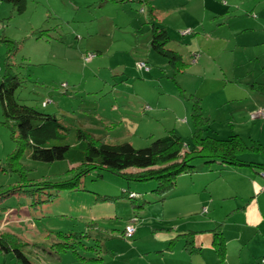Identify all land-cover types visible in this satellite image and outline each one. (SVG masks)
I'll use <instances>...</instances> for the list:
<instances>
[{
	"label": "rangeland",
	"instance_id": "374dc122",
	"mask_svg": "<svg viewBox=\"0 0 264 264\" xmlns=\"http://www.w3.org/2000/svg\"><path fill=\"white\" fill-rule=\"evenodd\" d=\"M97 1L24 0L23 12L14 14L11 5L0 0V79L4 74L6 40L20 45L12 57L14 64L31 65L17 69L26 80L24 88L17 92L19 100L39 111L55 114L72 133L84 130L109 143H129L135 149L145 148L151 141L170 133L180 137L183 145L190 148L194 131L193 102L197 101L209 127L203 135L219 139L239 135L264 148V119H258L264 117V95L256 90L264 85L263 28L252 32L230 31L225 14L217 13L220 15L213 17L208 13L209 10L225 12V0H207L206 11L202 0L185 10L170 6L166 9L172 11L167 13V31L173 42L168 48L178 52L188 63L184 73L174 75L163 57L147 53L144 48L150 27L136 1L124 4L132 5V11L129 7L122 10L118 3L99 7ZM240 8L247 6L240 5ZM233 19L231 24L240 23L241 28L249 24L238 11L235 22ZM198 21L203 27L196 31L193 25ZM39 30L46 33L36 40ZM87 53L95 54V58L85 64L83 57ZM191 54L197 63H192ZM62 82L69 86L67 94L61 88ZM1 122L0 108V188L4 189L15 185L19 177L8 172L5 163L15 150V144L11 130ZM73 141L71 134L68 143ZM21 164L27 169L28 180L33 182L61 181L69 178L68 171L75 167L68 161L51 164L32 161L29 151L23 155ZM229 169L213 173L218 178L208 181L204 191L197 190L199 186H196L193 195L184 198L188 207L196 209V201L216 190L223 191V197L231 192L245 196L251 189L248 177L251 171ZM81 182L80 191L56 193L50 200L38 192L33 197L19 195L5 200L0 204L3 208L0 209V233H13L28 242L22 251L33 264H102L89 260L99 254L80 246L76 247V254L57 253L53 245L57 233L88 232L94 238L83 240L84 245L94 250L101 243L106 248L114 246L110 236L118 238L134 214L126 197H120L122 191L141 195L144 194L142 187L153 183L129 184L103 171L90 173ZM128 185L131 189H127ZM261 185L258 184L260 191L252 197L255 203L250 206L251 211L253 206L264 211ZM145 194V200L154 199L149 191ZM104 196L117 199L104 202ZM229 196L215 197L217 219L223 218L234 200L242 204L250 198V195L232 199ZM200 208L208 209L202 219L212 217V209L207 204ZM152 211L157 215L167 212L154 206L149 215L142 211L138 214L136 231H139L133 239L139 241V246L143 238L152 237L153 227L148 219ZM143 216L148 218L143 219ZM197 216L200 213L192 215ZM91 223L96 227L90 228ZM104 231L109 239L103 241L98 235ZM133 239L123 241L132 244ZM107 262L105 264H128L127 261L121 263L113 254L107 255ZM0 264L20 263L11 253H0Z\"/></svg>",
	"mask_w": 264,
	"mask_h": 264
},
{
	"label": "trees",
	"instance_id": "16d2710c",
	"mask_svg": "<svg viewBox=\"0 0 264 264\" xmlns=\"http://www.w3.org/2000/svg\"><path fill=\"white\" fill-rule=\"evenodd\" d=\"M5 1L11 5L12 13L23 12L24 0ZM133 1L141 6L140 13L145 16L150 27L147 50L163 57L174 71V75L184 73L188 63L182 55L168 48L173 41L161 23L162 13L166 9L160 5L165 6L164 3L169 1L172 3L175 0H98L97 4L102 7L107 3H118L122 10L125 11L126 7H129L132 11V5L124 4L133 3ZM224 4L226 6V2ZM177 6L175 5V7ZM45 33L46 30H39L36 40L44 36ZM190 33L192 34V32ZM5 43L8 44V48L4 59V74L0 79L1 123L11 130V139L15 144V150L8 155L5 163L8 172L16 174L19 181L8 188H0V204L13 196L28 195L33 197L36 192L45 194L50 200L55 197L56 193L80 191L83 177L101 171L119 177L129 184L153 183L149 193L153 194L152 197H155L154 200L157 199L158 202H162L164 197L174 190L179 176L194 173L199 166L208 167L216 163L220 167L249 168L264 173V148L259 143L247 142L239 135H232L227 139L203 135L209 127L204 121L206 119L202 117L197 101L193 102L194 131L190 148L183 145L181 138L172 133L151 141L147 147L142 149H135L129 143H109L104 138H96L84 130H76L72 133L71 129L64 126L55 114L39 111L19 100L17 92L24 88L26 80L20 76L17 69L20 70L25 68L24 66L31 65L23 62L18 65L14 64L12 57L18 52L20 45L10 40H6ZM192 57L194 61L197 60L194 55ZM94 58L95 54L87 53L84 55L83 61L87 64ZM68 87L67 82H62L61 88L64 89V94L68 93ZM256 90L264 95V85ZM42 107L46 108L45 103H42ZM71 134L74 136V141L69 144L68 139ZM27 151H29V159L32 161L46 164L68 161L75 167L68 171L69 178H64L61 181L58 179L53 182L49 180L33 182L28 180L25 174L27 169L21 164L22 157ZM2 171L4 172L5 168H2ZM127 189H131L130 185ZM120 197H126L134 211L118 237L121 240H126L124 237L126 227L133 225L136 232V224L140 219L138 214L144 210L145 205L153 201L143 199L146 197L145 193L140 195L128 190H123ZM113 198L117 199V197ZM113 198L104 196L103 201H113ZM35 204L36 201H33V205ZM89 227L95 228L96 225L91 223ZM210 232L218 262H223L226 257V242L221 225H216ZM194 234L195 232L190 231L183 235L186 238L185 249L189 252L192 248L194 249ZM107 235V231H104L100 232L98 236L104 241L109 239ZM93 238L88 235V232H70L68 234L58 232L53 245L56 247L57 253L71 251L76 254L77 246L93 250L96 255L101 256L89 260L101 263L107 257L109 248L104 247L102 243L97 250L84 245V241ZM118 238L110 236L113 242ZM27 245L28 242L16 234L5 231L0 233V253L5 255L11 253L20 264H33L22 251V247ZM169 245L171 248L173 244Z\"/></svg>",
	"mask_w": 264,
	"mask_h": 264
},
{
	"label": "crops",
	"instance_id": "0c3cea01",
	"mask_svg": "<svg viewBox=\"0 0 264 264\" xmlns=\"http://www.w3.org/2000/svg\"><path fill=\"white\" fill-rule=\"evenodd\" d=\"M196 1L175 0V2L170 3L169 1L164 3L165 6H160L167 9L171 5L175 9L185 10L188 6L196 3ZM225 2V12L222 10H209L208 13L214 15L213 17L220 15L217 13L225 14L227 18L226 26L230 31L252 32L258 28L264 29V0H225ZM202 3L203 10L206 11L207 0H202ZM175 5L178 6L175 7ZM240 5H246L247 8L241 9ZM237 11L240 15L247 18L249 21L247 26L241 28L240 23L231 24V19L234 18L233 21L235 22ZM167 13H172V11H165L161 16V23L166 29L169 23ZM202 27L199 21L193 25L196 31ZM147 43H149V39L144 43L146 49L149 47ZM150 52L147 50V53ZM191 58L193 64L197 63L193 60L192 54ZM145 107L149 106L145 105ZM258 119H264V117ZM250 120L254 121L257 119L250 118ZM229 168L232 167H220V165L215 163L208 167L199 166L196 172L179 176L174 190L167 194L162 202H158L157 199L149 200L153 202L145 205L142 211L144 212L143 214L147 213L149 215V210L154 206L167 211L160 215L152 211L149 218L148 216H143V219H151L150 225L153 227L151 229L152 237L147 240L143 238L140 246L139 241L133 239L135 234L132 238V244L117 239L113 242L115 245L108 249V255L113 254L114 258L120 260L121 263L127 261L128 264L133 261H135V264H264V211L261 212L254 206L252 211L250 208L255 203V200H252L253 195L260 191L258 190L260 187H258V184H262L261 186L263 187L260 194H264V183H262L264 182V173L247 168L252 173L250 176L248 175L251 189L245 196H238L231 192L223 197L224 192L216 190L214 194H206L204 198L196 201V209H194V206L188 207V203L184 199L193 195V189H196V186H199L197 190H201L204 187L206 188L208 181H216L218 177L216 175L213 176V173L228 172ZM142 188V191L146 193L152 189V186L151 188ZM249 195V200L242 201V204L234 200L233 204L225 210L221 220L216 218L217 204L215 197L220 196L224 199L229 196L232 199L248 197ZM204 204H207L213 212L212 217L208 220L202 219V216L208 214V209H199ZM197 213H200V216L193 218L192 215ZM218 224L221 225V231L226 242V257L220 263L212 246V234L210 232ZM138 231L135 233L137 234ZM190 231L195 232L193 237L194 249L192 248L191 252L185 249L186 238L183 236ZM170 243L173 244L171 248ZM101 263H108L107 257Z\"/></svg>",
	"mask_w": 264,
	"mask_h": 264
},
{
	"label": "built area",
	"instance_id": "2783aa9c",
	"mask_svg": "<svg viewBox=\"0 0 264 264\" xmlns=\"http://www.w3.org/2000/svg\"><path fill=\"white\" fill-rule=\"evenodd\" d=\"M252 119H254V118H252ZM204 212H205V210H204ZM134 232H135L134 226L129 225L128 227H126V229L124 231V237L126 239H130L133 236Z\"/></svg>",
	"mask_w": 264,
	"mask_h": 264
}]
</instances>
